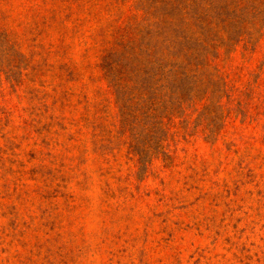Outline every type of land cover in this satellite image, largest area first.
Segmentation results:
<instances>
[{"label":"rangeland","instance_id":"rangeland-1","mask_svg":"<svg viewBox=\"0 0 264 264\" xmlns=\"http://www.w3.org/2000/svg\"><path fill=\"white\" fill-rule=\"evenodd\" d=\"M246 1L252 43L218 45L217 95L204 75L181 108L137 94L123 114L104 63L146 57L160 0H0V264H264V0Z\"/></svg>","mask_w":264,"mask_h":264},{"label":"trees","instance_id":"trees-1","mask_svg":"<svg viewBox=\"0 0 264 264\" xmlns=\"http://www.w3.org/2000/svg\"><path fill=\"white\" fill-rule=\"evenodd\" d=\"M245 1L160 0L159 6L164 18L155 28L145 31L146 57H141L140 49L136 51L134 46L130 48L125 44L127 49L124 47L121 51L122 56L117 58L118 51H112L104 63L111 74L113 86L124 101L121 108L123 114L129 101L137 94L143 98V102H149L147 108H181L192 97L209 94V86L202 78L204 75H219L215 82L218 88L212 90L213 95H217L221 80L225 77L216 64L212 65L214 72H209V69L211 63L221 56L218 45L226 46L229 53L238 43L244 42L247 47L252 43L251 35L243 25L249 20V7ZM204 4L206 9L202 11ZM186 8L193 12L192 16L197 23L200 21L201 25L196 31L186 30L181 25L186 24L184 18L178 21L174 17L176 11H184ZM253 13L251 17L259 11ZM209 16L229 23L226 36L219 30H212ZM124 122L127 123L126 119Z\"/></svg>","mask_w":264,"mask_h":264}]
</instances>
